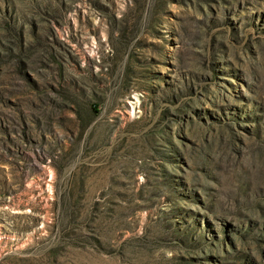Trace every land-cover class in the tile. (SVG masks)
<instances>
[{
  "label": "rangeland",
  "instance_id": "374dc122",
  "mask_svg": "<svg viewBox=\"0 0 264 264\" xmlns=\"http://www.w3.org/2000/svg\"><path fill=\"white\" fill-rule=\"evenodd\" d=\"M0 264H264V0H0Z\"/></svg>",
  "mask_w": 264,
  "mask_h": 264
}]
</instances>
